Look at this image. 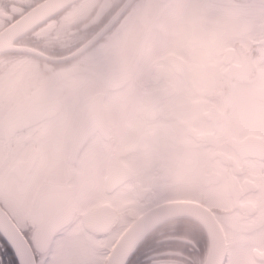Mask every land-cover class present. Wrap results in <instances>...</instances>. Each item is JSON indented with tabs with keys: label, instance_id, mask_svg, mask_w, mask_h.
<instances>
[{
	"label": "snow or ice",
	"instance_id": "obj_1",
	"mask_svg": "<svg viewBox=\"0 0 264 264\" xmlns=\"http://www.w3.org/2000/svg\"><path fill=\"white\" fill-rule=\"evenodd\" d=\"M0 264H264V0H0Z\"/></svg>",
	"mask_w": 264,
	"mask_h": 264
}]
</instances>
